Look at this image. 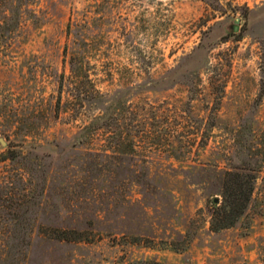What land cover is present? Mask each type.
Wrapping results in <instances>:
<instances>
[{
  "label": "rangeland",
  "instance_id": "obj_1",
  "mask_svg": "<svg viewBox=\"0 0 264 264\" xmlns=\"http://www.w3.org/2000/svg\"><path fill=\"white\" fill-rule=\"evenodd\" d=\"M0 24V264H264V0H0ZM232 166L258 170L249 227L213 232Z\"/></svg>",
  "mask_w": 264,
  "mask_h": 264
},
{
  "label": "trees",
  "instance_id": "obj_2",
  "mask_svg": "<svg viewBox=\"0 0 264 264\" xmlns=\"http://www.w3.org/2000/svg\"><path fill=\"white\" fill-rule=\"evenodd\" d=\"M7 16L3 18L6 19ZM14 31L13 28H8L3 24H0V35H11ZM9 47L8 45H5ZM67 45H65L64 54H67ZM80 61V60H79ZM79 61H76L74 56H69L67 62L69 64L70 76H73L74 82L80 88L79 80L85 81L86 77L83 67ZM64 74L59 75V87L63 88ZM12 158V157H11ZM258 170H253L245 166H232L224 170L221 176L220 182V198L214 197L210 203V218L209 229L213 232H219L221 230L231 228L238 223L249 227V215L254 188L257 180ZM55 232L51 236L59 241H82L85 238L84 234L74 228H55ZM133 243H137V237L133 236ZM147 245V244H145ZM178 249V248H177ZM122 262L121 264H123ZM126 264H169L162 263L156 259L140 258L130 260Z\"/></svg>",
  "mask_w": 264,
  "mask_h": 264
}]
</instances>
